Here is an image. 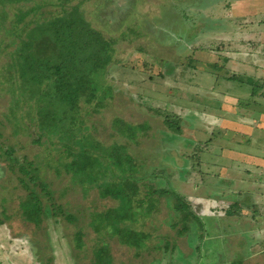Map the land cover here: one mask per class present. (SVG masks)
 <instances>
[{
  "label": "rangeland",
  "instance_id": "374dc122",
  "mask_svg": "<svg viewBox=\"0 0 264 264\" xmlns=\"http://www.w3.org/2000/svg\"><path fill=\"white\" fill-rule=\"evenodd\" d=\"M183 1L185 2V0ZM215 1L217 0H196L195 3L189 0L184 4L187 7L201 9L204 8L205 3ZM229 3L231 2L229 1ZM26 4L27 9H24L26 5L25 7L18 5L19 9H24L22 14H17L16 6L12 3L5 7L0 5V13H6L9 19L15 22L20 17L29 18L28 13L32 4ZM73 4H76V1ZM163 4L165 8H163L161 19L154 17L152 23L156 24L158 21L161 27L169 25L170 30L180 31L181 22L178 17H188L189 14H186V11L183 12L182 4H178V2L172 5L168 0L163 1V3L162 0H87L82 6V10L92 26L100 31L106 39L116 42L113 60L106 69L105 75L97 74L95 79L92 76L94 85L111 88V97L107 99L108 107H111L109 109L107 107L103 113L104 118H90L89 122L96 124L78 121L75 126L67 125L68 132L65 130V133H62L63 137H59L57 134L52 136L48 134L41 140V131L44 129L35 125L37 124L35 119L27 118L24 121L21 119L20 126L24 127L26 124L25 130L29 127L34 132L35 140L40 141V144L36 146L27 139H22L24 138L22 137L23 133L20 132L24 128L20 127L18 130L20 137H13L10 125L1 120L0 188L3 194H7V198H9L6 208L13 210L14 214L27 211L28 217L32 216L31 220L37 222L36 226L40 228L45 225L43 222L45 212L49 211L51 203L54 202L61 206L64 213L69 214L73 223L77 222V225H74L72 222L63 221V225L70 241L69 247L73 252V261L81 262V264L87 263L88 260V263L99 264L97 257L99 255L103 258L101 259L102 264H110V261L111 264H205V248L208 246L209 249L213 248L217 252V248H221L225 241L232 242L235 246L241 242L235 247V250L241 249L242 254L231 256L227 251L220 249L216 254L209 255V264H244L245 258L248 257L245 255L246 251L254 252V257L245 261V264H264V216L257 214V212L253 213V211L252 214H244L243 208L240 207L242 201L239 203H236L237 199L231 201L229 192L216 187L214 182L212 187L208 189L202 185L204 175L210 173L214 176L217 175V168L213 167L212 163L216 164L222 160L219 157L210 159L198 155L201 154L205 145L204 135H208V132L211 131L210 128L204 127V124L201 123L204 115H200L198 116L200 119H196L200 125L194 123V110L199 109L205 102L207 81H200L199 77L190 71L185 75L184 69L182 72H176L174 74L175 79L171 81L160 80L161 73L159 70L165 74V76L162 75L164 78L168 74L164 73V69L158 70L153 64L154 58L149 54H154L156 51L161 54V52L158 51L153 38L147 35L149 29L146 27L145 19L156 15L157 10ZM250 6L255 11L264 12V0H252ZM54 10L51 7L47 8V12ZM175 16L177 18L173 20ZM10 20L6 23L5 29L12 30L8 33L4 31L0 33V70L1 67L5 70L10 63L11 55L15 54L18 46L14 47L17 43L16 40L30 37L24 33L16 34ZM199 23L204 24L205 28L211 21L209 18H202ZM221 27L225 26H215L216 29ZM202 29L203 27H199V30ZM250 30H253V27ZM206 42L203 38H197L190 42V47L193 48L194 46L197 50L199 47L204 50ZM159 43L161 45L160 41ZM242 48L244 52L240 58L244 60V64H241L244 68H239V72L244 71L241 74L231 72L228 74L230 80L237 78L241 81L237 83L244 86L246 77L256 79V76L253 75L259 74L264 78V41H245ZM178 52L188 53L187 51ZM204 59L205 55L196 56L194 59L197 62L195 69L199 72L206 69L205 65L202 64ZM159 60L161 61L162 57ZM184 62L188 63V60ZM255 66L263 69L257 72L258 69ZM6 69L5 76L0 78L10 83L19 70L15 66ZM215 75L219 74L215 73ZM150 77H152V81H150ZM27 85L26 82L19 80L15 82L14 86L10 85L11 88L4 92V99L0 101V105L3 103L6 114L23 118L29 114L34 115L31 111L32 108L36 110L38 107L37 110H42L46 106L50 109L41 92L37 88H30ZM247 91L252 93V90ZM13 97L23 99L20 108L16 105L13 106ZM249 99L251 97L246 98L245 102ZM92 107L87 106L85 108L89 110ZM251 108L256 107L252 106ZM148 109L152 117L147 113ZM151 109L157 110L158 113H150ZM114 117L129 123L149 122L154 129L159 131V136L153 143H144L139 150L131 148L128 151L135 158L145 161L143 166L139 165L141 168L134 175L136 182L142 184L155 179H169V182H162L163 189H159V191L167 190L170 194L168 196L163 195L164 199H161L160 212L157 211V215L152 219L151 217L150 219L141 217L132 227L130 226L132 230L149 235L140 251L130 248L129 244L121 245L117 238L111 237V232L108 231H112V228L104 230L106 226L110 225L107 219L93 217L94 214L96 216L104 213V210L113 207L116 202L101 195L96 188L92 189L87 196H83L81 188L73 182L77 170H73L69 165L73 159H69L70 153H78L79 147L73 142V138L75 135L77 136L76 133L79 130L84 131V129L92 126L93 135L95 133L99 135L91 140L94 144L95 141L100 142L104 148H108L114 143L112 132L109 131ZM0 118L3 117L0 116ZM170 118L174 119L172 122L180 126L178 137H173L169 134L171 131L165 128L166 122ZM133 125L128 124L132 130L135 127ZM190 127L194 131L196 139L193 138V140L197 141V144L189 139ZM212 133L217 135L220 130L214 129ZM63 138L72 144L61 143ZM217 139H219V144L225 143L221 138ZM83 145V147H88L89 143L84 142ZM140 151L142 155H140ZM5 152L10 153L9 160L13 159L11 160L14 164L13 167V164L6 161ZM197 156L200 157L198 161L204 165L201 166L200 163L196 169L198 175L192 173L193 176L190 177L189 170L195 166V163L191 162L195 161ZM205 165H209V168L205 169ZM18 167L22 170L23 175L19 173ZM35 167L38 173L31 175L32 179L30 180L31 177L28 173L32 172ZM72 171H75V176L70 173ZM238 176L240 177V175ZM240 182L243 183L242 179ZM262 188L264 189V186ZM28 189L36 190L38 194L36 196L28 195ZM174 194L181 197L179 202H181L182 207L189 208L195 219L191 218L187 220L188 222L181 220L180 214H177L171 207L175 202V198L172 197ZM200 199H213L221 205L217 209L211 206L209 211L212 214L201 217L196 215V213L204 212L198 210V203L202 202ZM229 201L230 203H228ZM262 205L264 206V199ZM256 210L258 213H264V209L259 207ZM95 219L96 221H91ZM28 223L30 227L31 222ZM100 225L102 228L98 231L95 226ZM183 225L187 227V231L180 235L179 232H181ZM220 229H224V232H221ZM79 231L82 232L80 240L78 239ZM38 234L41 235L42 233ZM221 241L224 243L217 246ZM251 242H256L259 249L254 251L250 248ZM165 243L169 244V249L171 245L175 246L176 249L173 252L170 251L171 253L169 250L165 253V250L162 249ZM198 246L199 249H196Z\"/></svg>",
  "mask_w": 264,
  "mask_h": 264
},
{
  "label": "trees",
  "instance_id": "16d2710c",
  "mask_svg": "<svg viewBox=\"0 0 264 264\" xmlns=\"http://www.w3.org/2000/svg\"><path fill=\"white\" fill-rule=\"evenodd\" d=\"M74 1L76 4H73ZM86 1L0 0L2 7L11 3L15 5L17 14H22L23 10L27 9L26 3L32 4L28 13L30 17H20L19 19L16 17L18 19L16 22L10 20L6 13H0V33L3 31L8 33L12 30L5 29L6 23L10 20L16 34L30 35L28 39L16 40L17 43L14 47L18 46L15 54L11 55V58L7 56L10 58L7 67L15 66L19 71L15 73L10 83L0 78V101L4 99V92L11 88L10 85L14 86L16 81L21 80V82H26L30 88H37L50 107L48 109L45 106L42 110H37L38 107L36 110L32 108L31 111L34 115L29 114L22 118L6 114L2 103L0 116L3 118H0V121L4 120L10 125L13 137H20L19 134L23 133L22 137L24 138L22 139H27L34 146L40 144V141H36L33 137L34 132L29 127L25 130L26 124L24 127L20 126L21 119L23 121L27 118L35 119L37 123L35 125L44 129L41 131V140L48 134L51 136L57 134L59 137H63L62 133H65V130L68 132L67 125L75 126L78 121L92 123L89 122L91 117L104 118L103 113L109 105L107 99L111 97V88L94 85L92 76L94 78L97 74L105 75L106 69L112 63L116 42L106 39L87 20L86 14L82 10ZM18 5L21 7L26 5V7L19 9ZM48 7L55 10L47 12ZM6 68L4 70L1 67L0 77L5 76ZM152 75L155 77L153 73ZM162 79L161 75L160 80ZM150 81H152V77H150ZM22 100L13 97V106L19 107ZM87 106L93 107L87 110L88 108H85ZM147 111L149 114V109ZM150 113H158V111L151 109ZM173 120L170 118L166 122L165 128L170 130L169 134L174 137L180 132V126L172 122ZM128 124H134V129L132 130ZM20 127L24 130L21 129V132L18 133ZM73 128L76 129V127ZM92 129L93 127L90 126L84 131L79 130L76 133L77 136L75 135L73 138V142L79 147L77 154L70 153V158L68 157L69 159L73 158L69 164L70 167L77 170L73 182L81 188L83 196H87L92 189L96 188L101 195L116 202L113 208L110 207L104 210V213L96 216L94 214L93 217L107 219L110 225L106 226L104 230L111 227L112 231H108L111 232L110 236L117 237L120 244H129L130 248L140 251L143 249L144 239L148 234L132 230L130 226L132 227L141 217L148 219L151 217L152 219L157 215V211L160 212L163 195L170 194L167 190L159 191V189H163L162 182H169V179H155L138 184L134 175L138 173L145 161L135 158L128 151L131 148L139 150L144 143H153L159 136V131L154 129L149 122L129 123L114 117L109 129L112 132L114 143L108 148H104L100 142L95 141L94 144L91 141L99 136L96 133L93 135ZM65 142L72 144L63 138L61 143ZM84 142L89 143L88 147H83ZM139 153L142 155L141 151ZM4 156L7 162L13 164L11 161L13 159L9 160L10 153L5 152ZM18 169L21 173L22 170L19 167ZM36 173L38 170L35 167L32 172L28 173L31 177L30 180L32 179L31 175ZM70 173L75 176V171ZM27 191H29L28 195L36 196L38 194L36 190L28 189ZM172 197L175 198L172 209L175 208L182 221L194 218L189 208L182 207L179 202L181 197L176 194ZM51 210L55 212L54 215H58V208L52 205ZM29 218L32 219V216ZM64 219H68V222L76 225L71 217ZM91 221H96V219ZM95 227L98 231L102 228L101 225ZM181 227L182 230L179 233L183 235L187 231V227L185 225ZM80 238L81 232L78 234V239L80 240ZM97 257L99 264H102L101 255Z\"/></svg>",
  "mask_w": 264,
  "mask_h": 264
},
{
  "label": "crops",
  "instance_id": "0c3cea01",
  "mask_svg": "<svg viewBox=\"0 0 264 264\" xmlns=\"http://www.w3.org/2000/svg\"><path fill=\"white\" fill-rule=\"evenodd\" d=\"M163 1L165 0H162V3ZM187 1L189 0H185V2ZM190 1L196 3V0ZM168 2L172 5L175 2L181 3L183 12L186 11V14L189 15L188 17H178L181 22L180 31L174 32L170 30L169 25L161 27L158 21V24L152 23L154 17L161 19L163 8H165L164 4L158 6L160 8L157 10L158 13L146 18L145 22L149 29L147 35L153 38L161 54L157 51L154 54H149L154 58L153 64L158 70L164 69V73L168 74L162 80L171 81L175 79L174 74L176 72H182L184 69L185 75L188 71L193 72L200 81L206 80L208 83L204 105L194 110V123L200 125L196 119H200L198 116L204 115L201 123L211 130L208 135H204L205 145L201 154L198 155L210 159L219 157L222 160L216 164L212 163V166L217 168V175L214 176L211 173L204 175L202 185L208 189L212 187L214 182L216 187L229 192L231 201L232 199H237L236 203L242 201L240 207L243 208L244 214H252L253 211V213L257 212V214L264 216V213H258L256 210L258 207L264 209L262 205L264 199V189L262 188L264 186V78L259 74L253 75L256 76V79L246 77L243 86V84L237 83L241 82L237 78L230 80L228 74V72L241 74L244 71L239 72V68H244L241 65L244 64V60L240 58L244 52L243 42L264 41V12L255 11L250 6L252 0H217L212 3H205L204 8L201 9L187 7L183 0H168ZM176 18L175 16L173 20ZM202 18H209L211 21L205 28L204 24L199 23ZM215 26L225 27L216 29ZM199 27H203V29L199 30ZM251 27L253 30H250ZM197 38H203L207 41L204 50L199 47L198 50L194 46L193 48L190 47V42ZM195 46L197 45L195 44ZM178 51H187L188 53H179ZM195 51L197 52L195 53ZM200 55H205L202 64L205 65L206 69L202 72L195 69L197 62L194 59ZM160 57H162L161 61L159 60ZM185 60H188V63H185ZM255 68L258 69L257 72L263 69L257 66ZM159 72L165 76L160 70ZM215 73L219 75H215ZM252 80L254 81L251 82ZM177 81H179L178 78ZM247 90H252V93ZM249 97L251 99L245 102V99ZM252 106L256 108H251ZM189 129V139L197 144L198 142L194 141L196 139L194 131L191 130V127ZM214 129H219L220 133L215 135L212 133ZM217 138H221L225 143L219 144ZM199 156L191 162L195 163V166L193 165L194 168L189 170L190 177L193 176L192 173L197 174L196 169L200 163L201 166L204 165L198 161L200 160ZM208 166L205 165L204 168L208 169ZM239 178L242 179L243 183L240 182ZM7 196V194H3L0 188V264H81V262L73 261V252L69 247L70 241L63 225V221L70 223L67 221L68 219H64L69 217V214H65L61 206L52 202L49 211L45 212L43 221L45 225L37 228V222L28 217L27 211L14 214L13 210L6 208L9 199ZM201 201L198 203V210L204 212L196 213L201 217L212 214L209 211L211 206L217 209L221 205L213 199ZM52 205L58 208V215H54L55 212L51 210ZM28 222H31L30 227ZM220 231L224 232V229H220ZM38 233L42 234L39 235ZM148 238L149 235L144 239V242ZM223 243L224 241H221L217 246ZM232 245V242L225 241L221 248H217V252L221 249L230 253L231 256L241 255V249L235 250L237 245ZM250 248L256 251L259 249V245L256 242H251ZM162 249L166 253L168 250L173 252L176 247L171 245L169 249V244L165 243ZM196 249H199V246ZM205 250V264H209V255L217 252L213 248L209 249L208 246ZM245 255L248 256L245 258L247 261L254 257V252L246 251ZM197 259L198 256L195 261ZM88 262L84 264H90Z\"/></svg>",
  "mask_w": 264,
  "mask_h": 264
}]
</instances>
